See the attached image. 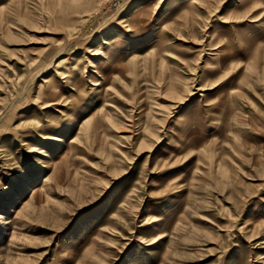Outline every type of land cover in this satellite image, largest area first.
<instances>
[{
    "label": "rangeland",
    "instance_id": "obj_1",
    "mask_svg": "<svg viewBox=\"0 0 264 264\" xmlns=\"http://www.w3.org/2000/svg\"><path fill=\"white\" fill-rule=\"evenodd\" d=\"M0 264H264V0H0Z\"/></svg>",
    "mask_w": 264,
    "mask_h": 264
},
{
    "label": "bare ground",
    "instance_id": "obj_2",
    "mask_svg": "<svg viewBox=\"0 0 264 264\" xmlns=\"http://www.w3.org/2000/svg\"><path fill=\"white\" fill-rule=\"evenodd\" d=\"M125 20V19H124ZM43 135V134H42Z\"/></svg>",
    "mask_w": 264,
    "mask_h": 264
}]
</instances>
